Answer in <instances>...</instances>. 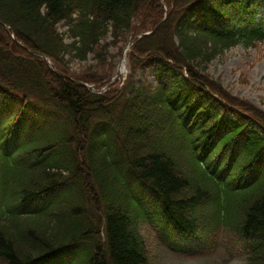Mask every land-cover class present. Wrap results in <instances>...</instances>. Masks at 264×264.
<instances>
[{
    "label": "trees",
    "instance_id": "16d2710c",
    "mask_svg": "<svg viewBox=\"0 0 264 264\" xmlns=\"http://www.w3.org/2000/svg\"><path fill=\"white\" fill-rule=\"evenodd\" d=\"M162 1L0 0V91L21 93L20 113L37 105L30 118L51 127L27 129V168L0 164V264H153L147 220L204 247L226 225L245 264H264V113L204 73L264 42V0H165L168 13ZM148 31L118 94L77 82L103 86L114 64L103 74L73 64L103 62Z\"/></svg>",
    "mask_w": 264,
    "mask_h": 264
},
{
    "label": "rangeland",
    "instance_id": "374dc122",
    "mask_svg": "<svg viewBox=\"0 0 264 264\" xmlns=\"http://www.w3.org/2000/svg\"><path fill=\"white\" fill-rule=\"evenodd\" d=\"M123 44L121 42L115 46L112 45L103 51L106 52L103 62L94 61L91 56L87 64H73L72 68L78 72L88 70L91 73L103 74L113 64L118 66L122 57V53L119 52ZM204 73L210 81L220 87L217 90L221 89L227 96L238 99V103L241 101L264 113V43L254 47L232 48L207 66ZM121 79H125L124 76ZM2 99L3 97L0 98ZM64 217L69 215L65 212L57 215L58 219ZM141 232L152 251L153 264H241L245 262L240 246L235 241H230L227 230L219 232L213 248L206 253L196 255L180 254L162 245L150 221L142 223Z\"/></svg>",
    "mask_w": 264,
    "mask_h": 264
},
{
    "label": "bare ground",
    "instance_id": "6f19581e",
    "mask_svg": "<svg viewBox=\"0 0 264 264\" xmlns=\"http://www.w3.org/2000/svg\"><path fill=\"white\" fill-rule=\"evenodd\" d=\"M60 25H61L60 27L63 26V24H60ZM125 69H126V67H125V65H124V63H123V64H122V67H119L118 72H120L121 74H124V73H126V72H125ZM36 114H37V110L35 109V110L33 111V116L36 115Z\"/></svg>",
    "mask_w": 264,
    "mask_h": 264
},
{
    "label": "water",
    "instance_id": "95a60500",
    "mask_svg": "<svg viewBox=\"0 0 264 264\" xmlns=\"http://www.w3.org/2000/svg\"><path fill=\"white\" fill-rule=\"evenodd\" d=\"M21 45V44H20ZM23 47V46H22ZM31 52V51H30ZM31 53H33V52H31ZM47 64L50 66V63H49V61H47Z\"/></svg>",
    "mask_w": 264,
    "mask_h": 264
}]
</instances>
